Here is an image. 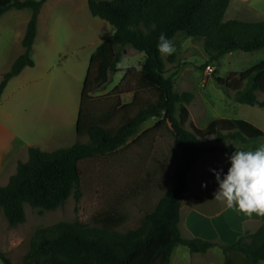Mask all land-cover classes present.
Wrapping results in <instances>:
<instances>
[{
	"label": "trees",
	"instance_id": "obj_1",
	"mask_svg": "<svg viewBox=\"0 0 264 264\" xmlns=\"http://www.w3.org/2000/svg\"><path fill=\"white\" fill-rule=\"evenodd\" d=\"M45 1L0 0V15L11 8H27L31 12L21 39L24 51L3 73L0 95L9 78L23 67L33 65L29 53L36 35L38 13ZM229 1L86 0L91 16L107 22L113 32L89 56L79 95L76 140L70 146L52 151L28 147L27 159L17 161L15 172L0 186V209L8 226L24 221L25 205L42 213L62 205L69 196L77 202L81 196L80 161L118 150L149 118H155L154 123L132 141L166 126L179 151V160L166 190L136 227L117 231L115 228L122 217L107 211L97 213L92 225L76 220L56 222L37 229L30 236L23 257L25 264H168L175 245L199 253L217 246L223 254L222 264H261L264 260V222L253 231L245 229L231 243L183 238L178 228L180 201L188 191L187 174L203 151L199 138L212 136L217 143L239 142L243 146L237 150L254 151L259 146L248 141L264 135L261 129L240 118H215L204 127L188 122V128L185 127L187 105L193 93L177 92L172 81L164 76V60L157 49L161 33L169 40L178 32L200 39L208 56L205 64L231 51L251 52L264 48V19L224 20ZM127 45L143 53L138 69L117 67L126 54ZM116 72H123V76L135 73L136 89L131 101L119 105L100 121L90 120L86 112L90 94L102 88L109 81V74ZM215 79L219 85L234 90L236 102L264 109V98L257 96V92L264 95V58L240 71L236 79L224 82L219 77ZM143 90L151 92L155 100L140 102L138 93ZM117 114H120L119 121L112 125L111 119ZM82 137L86 141L80 140ZM210 197V194L205 195V198ZM0 261L12 264L1 252Z\"/></svg>",
	"mask_w": 264,
	"mask_h": 264
},
{
	"label": "rangeland",
	"instance_id": "obj_2",
	"mask_svg": "<svg viewBox=\"0 0 264 264\" xmlns=\"http://www.w3.org/2000/svg\"><path fill=\"white\" fill-rule=\"evenodd\" d=\"M43 9L45 12L52 11L53 14L55 11L56 15L58 14L64 20L71 22L73 33L79 34L81 31L80 26L77 27L80 22L87 26L86 29H89V37L91 38L107 39L110 36V30H113V27L107 22L93 18L83 0H50ZM233 18L245 21L263 20L264 0H230L224 14V20ZM58 19L60 28L59 33L55 34V40L65 38L68 35L63 25L66 22L59 16ZM8 21L11 22V18H8ZM18 27L20 26H2V31L6 32L1 38L2 43H4L2 46H5L4 50L8 52V55L15 52V48L18 46L14 31ZM72 32L69 33L67 39L72 40L74 38ZM90 33L93 35L91 36ZM170 41L174 45L175 51L171 55L161 53L164 60V76L172 81L173 88L177 92L188 91L194 96L191 103L187 105L188 120L184 124L185 127L188 128V122L197 127H204L212 119L226 117L243 119L264 131V109L256 105L236 102L234 90L219 85L215 79L216 74L221 82H224L225 79H236L240 71L264 58V48L251 52L235 50L224 53L216 61H213L214 72L208 73L204 69L208 56L203 51L200 39L191 38L178 32ZM39 45L40 47L36 50L37 57L44 56V47H47L46 42H43L41 38H39ZM125 49L126 54L120 59L117 66L121 70L128 67L138 69L143 53L128 45L125 46ZM2 52V56H4V51L2 50ZM134 74V72L124 76L123 72L109 74V81L102 88L90 94V99L86 104V112L90 120L100 121L114 112L119 105L131 101L132 94L136 89ZM55 83L57 87L62 88L57 80ZM52 84V80H46L43 91L54 86ZM115 86L118 87L114 89ZM54 92L51 91L49 94L43 95L44 99L41 98V101H44L40 104L48 105L52 100H56L57 98L53 95ZM257 96L259 99L264 98V95L258 92ZM138 99L140 102H152L155 100V96L151 92L143 90L139 91ZM48 115L46 114L45 118L51 121ZM54 117L57 118L62 128L73 127L71 122L65 119L61 121L59 113L54 114ZM119 118L120 114H117L111 119V124L116 125ZM154 121L155 118L144 121L139 126L135 136L131 137L118 150L80 161L81 196L77 202L72 196H69L62 205L42 213L25 205L24 221L15 226H8L0 209V252L12 264H25L23 257L28 249L30 236L37 229L48 227L60 221L71 222L76 220L92 225L94 224L93 217L99 212L107 211L122 217L121 222L115 228L117 231L124 232L136 227L144 213L153 208L160 195L166 190L170 174L179 160V151L166 126L132 141L143 130L149 128ZM48 124L46 122V125ZM56 126L57 129L48 132L45 130V135L49 138L53 135V138L58 139L61 135L58 133L64 132V130L57 124ZM36 129V124L32 121L25 130L26 137H31V131ZM80 140L86 141V138L82 137ZM199 141L203 150H213L217 146H230L236 151L243 146L239 142L229 140L217 143L212 136L199 138ZM248 143H254L260 147L264 145V137L249 140ZM16 164L17 162H13V167H6L3 172H0V186L5 185L8 177L15 172ZM200 166V161H198L192 172L202 169ZM210 169V167H206L204 172H211ZM225 171L227 172V170ZM191 184L193 185L192 182ZM206 188L203 186L202 190ZM195 195L197 194H194V197ZM200 197L199 199L205 198V196ZM214 205L213 207H215ZM206 263L208 260L201 264ZM0 264H2L1 261Z\"/></svg>",
	"mask_w": 264,
	"mask_h": 264
},
{
	"label": "crops",
	"instance_id": "obj_3",
	"mask_svg": "<svg viewBox=\"0 0 264 264\" xmlns=\"http://www.w3.org/2000/svg\"><path fill=\"white\" fill-rule=\"evenodd\" d=\"M49 1L46 0L41 5L38 13L36 35L29 53L33 65L23 67L18 74L9 78L0 95V172H3L6 167H13V162L25 161L28 147L52 151L60 147L70 146L75 142V122L79 107V95L89 56L96 46L105 40L89 37V29H86L87 26H84L82 22L77 26H80L81 31L79 34L77 32L73 33L71 22L64 20L58 14L66 22L63 25L68 35L72 32L74 38L72 40L67 39V35L65 38L55 40V34L59 33L60 23L55 11L54 14L52 11H44L43 8ZM84 1L86 2V0ZM30 14L31 12L27 8H11L0 15V79L15 58L24 51L21 46V39ZM8 18H11V22L8 21ZM6 25L10 27L20 26L14 30L18 46L15 48V52L9 55L4 50L5 46H2L4 43L1 40L6 33L2 31V26ZM112 32L113 30H110L109 35ZM90 35L93 34L90 33ZM39 38L47 45V47H44V56L41 57H37L36 52L37 48L40 47ZM69 49L70 51H68ZM2 50L4 56H2ZM117 67L120 69L119 66ZM46 80H52V85L55 87L50 86L43 91ZM56 80L62 87L61 89L56 86ZM51 91H55L53 95L57 99L52 100L48 105L45 103L40 104L44 101H41V98L44 99L43 95L49 94ZM56 113L60 114L61 121L65 119L71 122L73 127L65 128L66 130L62 128L57 118L54 117ZM46 114H49L48 118L51 121L45 118ZM32 121L36 124L37 129L31 131V137H26L25 130ZM46 122L49 124L46 125ZM56 124L64 132L58 133L61 134L58 139L53 138V135L49 138L45 135V130L48 132L57 129ZM233 151L234 148L230 146H217L213 150H203L197 157L187 174L188 191L183 194L180 201L178 228L181 237H197L219 243H231L245 229L253 231L264 222V215L256 213L248 215L239 211L236 207H227L225 200L217 199L215 193L218 190V183L214 174L204 172L206 167L217 170L223 169L226 172L225 170L230 166L228 157L234 153ZM198 161H200L202 169L192 172ZM202 184L206 185L204 186L207 187L205 190H202ZM194 194L200 196L210 194L211 197L209 199H196ZM207 260L208 263L206 264H222L223 254L219 247L213 246L205 252L199 253L190 252L186 246L175 245L168 264H201ZM260 263L264 264V260Z\"/></svg>",
	"mask_w": 264,
	"mask_h": 264
},
{
	"label": "clouds",
	"instance_id": "obj_4",
	"mask_svg": "<svg viewBox=\"0 0 264 264\" xmlns=\"http://www.w3.org/2000/svg\"><path fill=\"white\" fill-rule=\"evenodd\" d=\"M157 49L166 55L175 51L164 33L158 38ZM228 160L227 172L210 169L218 183L215 197L225 200L227 207H236L248 215H264V145L254 151L236 150Z\"/></svg>",
	"mask_w": 264,
	"mask_h": 264
},
{
	"label": "built area",
	"instance_id": "obj_5",
	"mask_svg": "<svg viewBox=\"0 0 264 264\" xmlns=\"http://www.w3.org/2000/svg\"><path fill=\"white\" fill-rule=\"evenodd\" d=\"M204 69L207 70L208 73L214 72V65L213 61L207 62L204 66ZM219 76L216 74L215 78H218Z\"/></svg>",
	"mask_w": 264,
	"mask_h": 264
}]
</instances>
